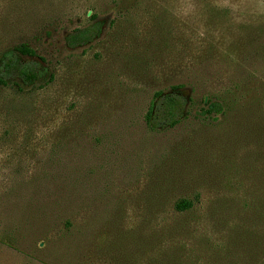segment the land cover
I'll return each instance as SVG.
<instances>
[{"label":"rangeland","instance_id":"374dc122","mask_svg":"<svg viewBox=\"0 0 264 264\" xmlns=\"http://www.w3.org/2000/svg\"><path fill=\"white\" fill-rule=\"evenodd\" d=\"M21 45L45 75L0 85V264H264V0H0V65Z\"/></svg>","mask_w":264,"mask_h":264},{"label":"trees","instance_id":"16d2710c","mask_svg":"<svg viewBox=\"0 0 264 264\" xmlns=\"http://www.w3.org/2000/svg\"><path fill=\"white\" fill-rule=\"evenodd\" d=\"M96 19L97 16L93 15ZM104 32V23L95 20L82 28L71 31L66 38V45L70 49L87 47L93 44ZM45 75V68L42 59L36 52L27 45H21L17 49L9 52L4 57L0 65V85L6 86L11 82L21 83L24 86L32 87L36 85ZM188 101L186 97L178 92H159L155 96V102L146 117L149 126L153 129L173 128L185 117ZM213 113L225 111L221 102L211 104L209 109ZM208 112V111H205ZM192 203L180 201L176 208L183 212L189 210Z\"/></svg>","mask_w":264,"mask_h":264}]
</instances>
